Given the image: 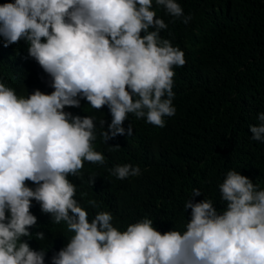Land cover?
Returning <instances> with one entry per match:
<instances>
[{
	"label": "clouds",
	"instance_id": "9594fccd",
	"mask_svg": "<svg viewBox=\"0 0 264 264\" xmlns=\"http://www.w3.org/2000/svg\"><path fill=\"white\" fill-rule=\"evenodd\" d=\"M162 9L191 20L178 0L0 3L4 47L25 46L19 82L0 79V264H264V188L235 169L218 185L223 208L192 189L182 228L145 215L122 229L95 199V215L79 202L102 194L98 175L85 177L105 164L101 137L131 136L129 114L162 128L176 113L175 68L187 61L161 36ZM257 120L251 139L264 142V112ZM109 172L141 175L131 163Z\"/></svg>",
	"mask_w": 264,
	"mask_h": 264
},
{
	"label": "trees",
	"instance_id": "16d2710c",
	"mask_svg": "<svg viewBox=\"0 0 264 264\" xmlns=\"http://www.w3.org/2000/svg\"><path fill=\"white\" fill-rule=\"evenodd\" d=\"M178 2L184 16H191L189 23L164 9L159 16L168 24L162 38L183 50L187 61L175 68V115L165 117L160 128L129 114L124 127L131 123V136L117 135L107 143L101 137L105 164L88 168L85 177L97 174L102 194L95 189L79 195L94 215L98 209L88 204L92 199L99 210L111 211L122 229L145 215L161 231L182 228L191 211L184 203L194 187L203 193L197 201L212 199L223 208L218 185L231 169L264 188V142L251 139L249 128L264 112V0ZM23 49V42L4 47L0 38L3 82L22 78L16 56ZM125 163L139 165L141 175L119 180L110 174L114 165ZM59 237L63 232L57 229Z\"/></svg>",
	"mask_w": 264,
	"mask_h": 264
}]
</instances>
